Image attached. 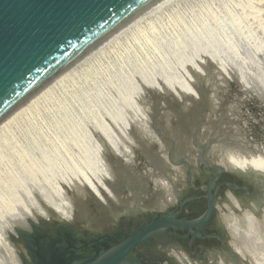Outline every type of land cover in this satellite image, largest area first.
<instances>
[{"label":"bare ground","instance_id":"6f19581e","mask_svg":"<svg viewBox=\"0 0 264 264\" xmlns=\"http://www.w3.org/2000/svg\"><path fill=\"white\" fill-rule=\"evenodd\" d=\"M179 1L181 0H160L142 11L65 69L0 123V128H3L21 117L26 109L32 111L35 102L47 94L55 84L76 74L81 66L88 69L87 63L92 57L102 56L106 59L94 67L90 80L93 81L92 86L83 91L73 105L68 108L57 105L53 112L51 111L54 117L61 120L57 124V130L62 132L67 129L68 147L59 148L61 141L58 136L55 141L52 137L42 140L39 136L37 141L17 153L13 162L0 157V167L4 169V174L0 177V222L6 220L3 244L9 253L7 255L10 264H19L17 250H14L4 237L15 235V227L26 226L25 221L29 219H49L53 214L69 223L78 216L67 201L63 187L69 190L85 188L97 199L107 202L113 192L118 198H122L119 195L120 183L113 175L111 181L109 179L110 173L104 157L107 150L112 151L118 158L132 155L125 143L132 125L139 122L134 117H126L124 109L130 106L133 93L141 95L142 91L148 88L196 98L197 93L190 87L192 80L188 74L185 75V68H196L197 57L208 58L223 69L222 59L227 55L240 63L238 47L254 46L249 27L241 21L234 8L233 11L229 9L226 0H215L214 3L221 7L220 11L212 1L206 7L200 6L191 11L185 19L175 18L166 24L157 25L159 15ZM170 57L178 61L180 71L185 70L182 71L183 77L176 74ZM104 81L117 84L118 97L116 103L111 102V106L106 108L105 119L95 117L96 108L92 106L98 97L97 87ZM144 121L146 118L141 122ZM74 127H77V132L72 131ZM144 129L147 133L148 128ZM215 133L199 137L200 142L204 143L210 142L213 137L221 139L219 145L209 144L211 147L207 150L214 166L223 170L234 169L240 173L255 172L264 175L262 149L251 147L248 143L243 144L242 141L235 140L234 136L230 139L223 132ZM64 136L66 137L65 134ZM178 138V149L173 154V159L170 153L167 156L168 162L175 166L178 155L186 156L183 152L190 151L186 143L187 138L182 134ZM34 145L36 147L33 149ZM35 151L40 153V162L32 163L30 155L33 156ZM165 158L163 163L166 162ZM155 175L156 177L152 178L156 179L155 184L159 190V194L154 198L155 206L163 211L175 204L177 192L169 178L159 179L160 175ZM132 182V186L137 188L135 190H140L146 183L141 180ZM26 184L30 186V190ZM19 189L25 193L27 203L19 198ZM32 193L40 199L42 205L35 201ZM226 199L227 204L221 206L217 205L216 201L215 208L220 213L221 221L229 235L231 249L237 253L240 262L245 259L251 264H264V226L253 213L256 207L253 205V210L243 208L230 192H226ZM118 202L121 200L118 199ZM109 205L108 209L115 211L116 205ZM262 210L264 206L257 214L260 215ZM185 258L180 256L179 261L185 263ZM223 260L221 264H225Z\"/></svg>","mask_w":264,"mask_h":264},{"label":"rangeland","instance_id":"374dc122","mask_svg":"<svg viewBox=\"0 0 264 264\" xmlns=\"http://www.w3.org/2000/svg\"><path fill=\"white\" fill-rule=\"evenodd\" d=\"M212 1L215 8L220 11V5L214 3L218 0H181L159 15L157 25L166 24L175 18L185 19L191 11L200 6L206 7ZM226 1L229 9L234 8L241 21L249 27L254 46L238 47L240 63L227 55L222 59L223 69L205 57L195 59L196 68H185L186 72L181 69L185 75L188 74L189 78L191 77L190 87L197 93L196 98L148 88H145L141 95L133 93L130 106L124 109L126 117H134L139 122L132 125L127 135L129 138L125 143L132 151V155L118 158L112 151L107 150L104 157L110 173V181L111 175L118 176L117 180L121 187L119 195L122 198H118L113 192V196L107 202L97 199L85 188L69 190L63 187L65 197L70 206L75 209L77 218L81 215L79 219H85L87 222L94 216L98 217V215L112 211L108 209L109 203L116 205L115 211L112 212L128 208L131 211L129 213H137L141 209H144V213H151L152 209L156 210L154 198L159 194L157 184H155V173L160 175L159 179L169 178V182H173L174 188L179 190L181 195L193 189L204 192L205 187L200 185L201 181L208 182L214 179V173L219 172L213 168L214 162L210 160L211 158L209 159L208 151L211 147L209 144L217 145L218 143L219 145L221 139L213 137L206 144L200 142V135L211 136L212 133L223 132L230 139L234 136L235 140L242 141L243 144L248 143L249 146L264 151V0ZM105 60L102 56L92 57L87 63L88 69H84L83 66L79 67L76 74L65 77L62 82L55 84L47 94L38 99L32 111L26 109L21 117L0 128V157L13 162L16 154L24 150L28 144L37 141L39 136L42 140L52 137L54 141L58 136L61 141L59 148L68 147L67 129L65 128L62 132L57 130V124L61 120L53 116V109L57 105L66 108L73 105L75 99L92 86L93 81L90 80L94 67ZM177 62L174 57H170L171 66L176 74L183 77ZM97 88L98 97L92 103L93 108H96L94 115L105 119L106 108L111 106V102L118 101L117 84L104 81ZM142 118H146V121L141 122ZM146 127L148 128L147 133L144 131ZM77 130V127L72 129L75 132ZM175 133L178 134L174 135ZM180 134L187 138L186 143L191 152H183L187 157L178 155L175 159V164H177L175 166L168 162L167 156L170 153L173 159V154L178 149L177 141ZM35 147L36 145L33 149ZM163 158L166 159L165 163H163ZM30 159L32 163L40 162V153L35 151L33 156L30 155ZM3 172V167H0V177L4 174ZM134 180L146 183L141 186L140 190H135L137 188L132 186ZM221 181L235 183L237 187L248 186L250 193L257 189L259 194L255 196L258 200L264 196V184L262 183L255 188L252 183L245 182L243 179L239 180L235 175L226 172L220 173L214 184L218 185ZM27 189L30 190L29 185ZM225 190L227 188L223 187L221 194ZM32 195L35 201L42 205L40 199L38 200L34 193ZM18 196L24 203H27L28 199L20 189ZM239 196L246 198L243 193H239ZM118 199L121 202H118ZM221 203L225 204V201ZM255 215L259 222L264 223V210L260 215ZM5 221L0 222V264H10L7 255L9 253L3 244L5 243L3 239ZM262 223L260 224L264 226ZM4 238L8 239L7 243L12 245L14 250H18L17 245L12 243L9 236ZM223 261L225 264H236L231 257L225 256ZM239 263L251 264L249 261H239Z\"/></svg>","mask_w":264,"mask_h":264},{"label":"water","instance_id":"95a60500","mask_svg":"<svg viewBox=\"0 0 264 264\" xmlns=\"http://www.w3.org/2000/svg\"><path fill=\"white\" fill-rule=\"evenodd\" d=\"M158 1L0 0V123L88 51ZM213 168L219 171L214 173V179L200 183L206 193V210L201 218H181L180 205L173 210L166 208L145 225L135 227L133 234L106 255L100 251L94 256L84 255L78 246L82 237L72 229L60 239L48 238L44 224L50 220L59 223L58 235L71 225L54 214L49 219L26 220V226L15 227V235H9V239L25 249L31 264H139L131 258L133 251L157 235L169 233L178 238V232L188 230V235L199 237L202 226L215 211L220 187L227 188L224 201L226 192H230L243 208L253 210L254 205V214L264 206V196L259 195L262 202L255 196L259 194L257 189L250 193L245 185L237 187L227 181L214 184L217 176L226 172L257 188L264 184V175ZM114 177L119 182L118 176ZM174 190L181 196L179 190ZM240 191L246 198L239 196ZM125 211L131 212L128 208ZM226 249L240 264L229 244ZM16 256L19 264H28L18 250Z\"/></svg>","mask_w":264,"mask_h":264},{"label":"flooded vegetation","instance_id":"af4514ba","mask_svg":"<svg viewBox=\"0 0 264 264\" xmlns=\"http://www.w3.org/2000/svg\"><path fill=\"white\" fill-rule=\"evenodd\" d=\"M222 189L223 187L218 191L220 197H217V205H222L221 201H224ZM248 190L250 191L249 188ZM238 193L244 194V191ZM205 194L193 189L181 196L176 195L175 204L167 208L173 210L176 208L175 205L177 207L180 205L181 218L186 220L201 218L206 210ZM155 208L156 210L152 209L151 213H144V210L137 213H129L125 210L108 211L98 217L94 216L87 222L85 219L75 217L66 230L59 231L60 235H58L59 223L50 220L49 223L44 224L45 232L50 239H60L66 231L72 229L82 237L78 239V246L84 255L94 256L98 251L106 255L133 234L135 227L145 225L152 217L162 212L156 206ZM177 235L178 238L169 233L157 235L147 244L137 247L131 258L139 264H221L225 256L230 257L226 249L230 242L229 235L216 208L210 219L202 226L199 237L193 238L192 234L188 235V230L178 232ZM17 247L23 259L31 264L25 249L20 244H17ZM179 255L181 258L186 257L185 263L179 261Z\"/></svg>","mask_w":264,"mask_h":264}]
</instances>
